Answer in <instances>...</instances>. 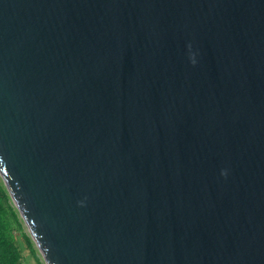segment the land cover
<instances>
[{
  "label": "water",
  "instance_id": "95a60500",
  "mask_svg": "<svg viewBox=\"0 0 264 264\" xmlns=\"http://www.w3.org/2000/svg\"><path fill=\"white\" fill-rule=\"evenodd\" d=\"M0 176L45 264H264V0H0Z\"/></svg>",
  "mask_w": 264,
  "mask_h": 264
},
{
  "label": "trees",
  "instance_id": "16d2710c",
  "mask_svg": "<svg viewBox=\"0 0 264 264\" xmlns=\"http://www.w3.org/2000/svg\"><path fill=\"white\" fill-rule=\"evenodd\" d=\"M0 176V264H26L21 241L37 264H44Z\"/></svg>",
  "mask_w": 264,
  "mask_h": 264
},
{
  "label": "rangeland",
  "instance_id": "374dc122",
  "mask_svg": "<svg viewBox=\"0 0 264 264\" xmlns=\"http://www.w3.org/2000/svg\"><path fill=\"white\" fill-rule=\"evenodd\" d=\"M26 232H28V230L26 229ZM29 233V232H28ZM21 243V247H22V250L24 251V254H25V256H26V261H25V263L26 264H37V262H35V259L31 256V254L29 253V251H28V249H27V247H26V245H24V242L23 241H21L20 242ZM41 256V255H40ZM41 258H42V256H41ZM44 260H43V258H42V261L41 262H43ZM44 264H45V262H43Z\"/></svg>",
  "mask_w": 264,
  "mask_h": 264
},
{
  "label": "clouds",
  "instance_id": "9594fccd",
  "mask_svg": "<svg viewBox=\"0 0 264 264\" xmlns=\"http://www.w3.org/2000/svg\"><path fill=\"white\" fill-rule=\"evenodd\" d=\"M192 62H193V64H195V61L194 60ZM224 175H226V173H224Z\"/></svg>",
  "mask_w": 264,
  "mask_h": 264
}]
</instances>
